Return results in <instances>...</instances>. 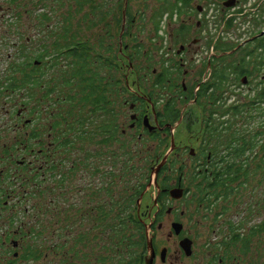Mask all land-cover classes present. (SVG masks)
I'll return each instance as SVG.
<instances>
[{"label": "flooded vegetation", "instance_id": "obj_1", "mask_svg": "<svg viewBox=\"0 0 264 264\" xmlns=\"http://www.w3.org/2000/svg\"><path fill=\"white\" fill-rule=\"evenodd\" d=\"M159 5L165 8L166 18L172 16L175 21L173 24L168 20L164 30L175 27L166 37L167 44L143 57L150 63L147 69L151 83L147 87L142 82L141 86L152 88L154 94L142 91L140 83L135 82L138 91L119 99L118 75L114 71L109 94L105 93L86 112L82 106L69 107L65 96L51 86L39 96L40 91L34 90L38 82L34 84L31 118L28 124L25 122L30 126L29 162L15 161L17 150L5 149L3 153V146L0 151V264H55L51 256L53 239L60 236L59 224L66 234L70 226L77 225L78 255L83 264H264V220L260 212L244 204L239 216L225 217L229 212L226 207L231 210L239 205L236 194L229 196L230 206L226 201L220 206L223 210L216 212L217 202L224 199L218 192L221 187L215 186L212 169V162L219 157L217 149L226 154L232 134L247 138L245 127L253 124L246 118L254 117V129L262 120L264 0H159ZM171 5L175 8L166 12ZM172 41L178 43L176 50L171 49ZM156 45L160 47L159 42ZM187 54L189 61L185 63ZM124 86L128 91L126 82ZM165 88L170 92L169 99L159 106L161 100L155 102V95ZM174 97L186 104L182 112L176 108ZM231 97L240 98L242 114L236 121L230 120ZM59 99L61 105L54 108ZM120 100L127 109L122 123L117 105ZM216 104L221 105L220 113L213 119ZM166 108L169 118L174 111L179 113L173 124L163 119ZM187 113L192 117L188 124L195 146L174 143L169 155L183 150L189 160H197V167H163L154 177L156 166L150 167L148 172L155 179L154 207L141 213L137 204L151 184L150 177L145 187L137 190L140 194L133 212L120 204L117 207L118 197L129 206H133L134 198V186L118 189L119 172L134 173V161L130 167L129 161L119 162L118 139L126 152L133 141L139 144L144 138L161 137L158 140L163 144L170 135L169 126L184 124ZM17 116L20 118L19 112ZM257 139L260 145L261 137ZM17 146L21 142L15 141L14 148L26 153ZM135 153L141 158L143 147ZM256 153L260 154L259 149ZM7 165L14 167L9 175ZM38 178L51 182L42 213H46L45 218L37 216ZM16 183L20 185L16 187ZM57 185L62 191L56 195ZM67 191L75 197L72 203L65 198ZM56 199L63 207L55 204ZM71 208L77 209L73 212ZM164 223L167 228H163ZM66 262L64 259L58 263Z\"/></svg>", "mask_w": 264, "mask_h": 264}, {"label": "rangeland", "instance_id": "obj_2", "mask_svg": "<svg viewBox=\"0 0 264 264\" xmlns=\"http://www.w3.org/2000/svg\"><path fill=\"white\" fill-rule=\"evenodd\" d=\"M77 0H20L16 3H10L7 0H0V151L3 149V153L6 150L12 151L17 150V153H14V160L19 162L22 159H25L24 162H29L30 156L28 155V151L30 148V126L26 125L25 122L29 123L31 116V109L33 100L32 97L28 98L26 92L20 91H11L7 90V87L4 88L7 84L5 78L9 75V68L11 66H16V63L21 62L22 56L32 58L36 54L40 53L41 48L46 46L49 48L51 41L55 40V33L49 34L53 31L52 26L56 21L64 19L71 15V25L68 28L71 30V33L78 31L77 35L79 38L88 39L89 42L93 45H112V52L110 53V57L114 56L113 61V69L112 72L116 71L118 78L120 79L121 84H128V91H123L119 99H124L128 92L138 91L137 87L133 84L135 82L141 83L146 82L147 87L151 83V76L148 73L149 69L147 67L150 66L149 62L143 61V57L148 55L149 52L154 49L155 51L159 50L161 46L165 45L166 37L171 29L175 26L171 25L168 29L163 31L161 36L156 35L153 30V24L151 21V16L154 12L158 11L161 6L159 5V0H126L127 4L125 7V0H94L95 7L98 8L94 15L92 14V9L90 7L84 8V10L80 13H75L73 10L77 9ZM95 8V9H96ZM100 8V10H99ZM125 11V16L123 18L122 12ZM48 14V16L52 15L53 20L48 23L39 22V17L41 14ZM132 14V15H130ZM128 16H133V23H129ZM87 21L92 20L94 25L91 26ZM118 19L120 20L118 23ZM11 25V27H9ZM46 25V28L44 27ZM58 27L57 29H59ZM66 28V27H65ZM168 30V31H167ZM156 35V36H155ZM154 39V41H152ZM160 43V47L156 45V43ZM176 44V47H174ZM135 46H140L141 54H135L137 48ZM172 50H176L178 48V43L170 44ZM98 51V49H97ZM100 52V51H99ZM170 54H173L171 51ZM50 57L47 56L43 63L45 64V69H43L44 74L42 75L43 79L39 78V86L34 88L38 95H42L45 91V87L47 81L49 79V74H53L55 76H59L61 72L67 70L66 63L64 59L60 58V63L56 66H51L52 63L50 61ZM189 61V54H187V59L185 63ZM14 63V65H12ZM119 63V70H116V64ZM152 65L158 66L153 63ZM186 69V66H184ZM21 75H19L20 77ZM180 82V78L177 80ZM143 88L141 86V90L144 92H151L154 94V90L152 88ZM126 88V87H125ZM166 89V90H165ZM161 89L159 94L155 95V102L158 100L163 101L161 103L159 101V106H162L167 99H169V91L167 88ZM32 89V93L34 91ZM122 91L121 89H118ZM167 91V92H166ZM35 92V91H34ZM63 96H66L69 92V87L65 86L60 91ZM72 94V92H71ZM36 95V97H38ZM56 96H51V98H55ZM175 106L181 112L184 107L186 109V104L180 103L177 101V98L174 97ZM228 106L239 105L240 98H229ZM118 101V110L121 111L120 122L122 123L125 118V114L127 109L123 107V105ZM52 104V103H50ZM68 106L79 108L83 106L82 104H78L76 101L71 105L67 102ZM58 105H61L60 99L59 101L54 103V108ZM65 105V104H64ZM66 106V105H65ZM89 106H86V112L89 110ZM221 105L216 104L213 108L207 107V109L212 108L213 110V119H217L219 117ZM53 109V105L52 108ZM188 112L190 108H187ZM18 112L20 113V118L17 116ZM87 116V115H86ZM192 117L188 115V113L184 116L183 121L184 124H180L177 127H172L171 134L173 137V144L177 146L178 142L181 144H193L195 146V142L191 138V131L188 122H190ZM238 120V119H237ZM236 121V120H235ZM186 122V124H185ZM239 122V121H238ZM252 128L254 129V122H252ZM17 128L16 130H14ZM159 140H162L161 137H158ZM158 138L154 140L144 138L141 143L136 144L134 141L132 142V148L130 151L126 152L125 148L122 144V141L118 139V147L119 150L117 152L119 162H130L129 167L134 162V172L136 173H144L146 179H142L141 183L146 185L148 178L150 181V185L146 194L143 195L138 200L139 212L143 213L148 208H153V200L156 195V190L154 189L153 177L151 176L150 167H155L160 160L167 154L170 148V135L167 134L162 144ZM21 142L20 147L22 150L24 149L26 153H22L19 151V148H14V142ZM27 145L24 147L25 144ZM143 147V153L141 158L137 156V152L139 149ZM75 156L77 155V145L75 146ZM127 154V155H126ZM197 160H189L187 155L181 150L178 154H170L167 158L166 169L173 170L177 168L178 165L182 164L185 168H196L195 165ZM260 162H252L251 165ZM13 164V162H12ZM125 165V164H124ZM2 167V166H1ZM149 168V172H148ZM7 169L8 175L14 169L13 166H5ZM253 169V168H251ZM62 173V171L60 172ZM134 174V173H133ZM28 175V174H26ZM168 176L166 173L164 179ZM134 177L128 175L125 170L124 174L119 172L117 175V185L118 189L120 187H128L134 186ZM49 181H41L38 178L37 184L39 186V194L36 198L38 201V217H46V213L42 214L46 210V202L47 200V186L50 185ZM159 183V181H158ZM74 184H77L75 182ZM20 185L19 183L15 184L17 187ZM55 194L57 195L62 191L59 185L55 187ZM119 192V191H118ZM237 195L235 199L238 202V207L234 209H228L229 212L225 217L235 218L239 215L240 206L244 204L246 206H250L251 208H255L258 212H260V218L264 220V166L259 167L255 171H250L249 180L247 185L241 188L240 192L234 193ZM137 195L133 198V201ZM68 202L72 203V200L75 198L74 196H70V191L66 192V197ZM118 201L116 202V206L119 204L123 207H127L126 209H133L134 206L126 205V200H122L118 197ZM232 199H229L227 205L230 206ZM223 201V202H222ZM218 201V207L215 208L216 212L222 211V205H225L227 200ZM56 203L61 204L59 199H56ZM125 203V204H124ZM242 204V205H241ZM63 207V205H60ZM129 206V207H128ZM221 206V207H220ZM214 207V206H213ZM220 207V209H219ZM73 209V208H71ZM77 208L73 209V212L76 211ZM132 211V210H131ZM133 212V211H132ZM211 215V214H210ZM41 219V218H39ZM27 220H31V217L27 218ZM23 221V219H22ZM109 223V222H107ZM44 225V224H43ZM104 225V224H103ZM62 224L58 225V234L60 236L55 235L53 239V254H52V262L55 264H59L62 260L66 259L67 264H83L80 261V257L71 253L72 250H75L78 245V239L80 236L78 233L80 230L77 228V225L70 226L72 229L67 230L68 234H66V230L62 229ZM168 224H163V228H167ZM96 234V233H95ZM93 234V235H95ZM70 238V239H69ZM75 241L77 243H75ZM264 241V239H262ZM78 248V247H77ZM97 264H105L100 261Z\"/></svg>", "mask_w": 264, "mask_h": 264}, {"label": "trees", "instance_id": "obj_3", "mask_svg": "<svg viewBox=\"0 0 264 264\" xmlns=\"http://www.w3.org/2000/svg\"><path fill=\"white\" fill-rule=\"evenodd\" d=\"M11 4L16 3L20 0H7ZM77 9L73 10L75 13H80L86 7L92 9V14L94 15L96 8L94 0H77ZM96 8V9H95ZM175 8V5H171L166 12ZM100 10V8H99ZM165 11V8L161 7L152 15V23L154 25L155 32H158L160 28V20ZM71 15L64 17L59 21H56L52 26L53 31L49 34L55 33L56 39L51 41L49 48L43 46L40 53L36 54L34 57L29 58L22 56L21 62L16 63V66H11L9 68V75L5 78L7 84V90L11 91H24L28 98L32 97V89L34 84L38 82L40 84L39 78L43 79L44 74L43 69H45V64L43 61L47 56L50 57L52 63L51 66H56L60 63V58L64 59L66 63L67 70L61 72L59 76L49 74V79L47 81L46 87H52L53 91L58 94H62L60 91L65 87H69V92L65 96V100L71 105L76 101L78 104H82L85 110L86 106L94 107L100 99L105 97V93L109 94L110 83L113 80L111 72L113 69L114 56L110 57L112 52V45H98L91 44L88 39L79 38L77 35L78 31L71 33L68 26L71 25ZM132 19L133 17H128ZM86 21L87 19L84 18ZM53 20L52 15L41 14L39 17L40 23H45L46 25ZM118 19V23H119ZM91 26L94 25L92 20L87 21ZM46 25L44 26L46 28ZM11 27V25H9ZM60 27L59 29H57ZM66 27V28H65ZM137 48L135 54L140 55V46H135ZM98 49V51H97ZM100 51V52H99ZM40 63L39 66H35L34 63ZM14 65V63L12 64ZM120 64H116V70H119ZM38 74V78L34 76ZM19 75H21L19 77ZM117 88L122 91H117V96L119 97L126 88L121 84L120 79H117ZM215 88L217 83L214 82ZM72 92V94H71ZM169 110L165 109V114L163 119L169 120L170 123H174L178 119V112H173V117L169 118ZM230 120L235 121L242 114V110L239 106L233 105L229 108ZM260 117H262L261 122L256 125L255 129L248 124L245 130L248 131L245 139H240L242 135L240 133H234L230 136V141L227 143L225 152L222 155L223 149H217L216 158L212 162V169L215 171L213 175L215 180V186L221 187L218 192L223 196L224 200L228 201L231 194L240 192L241 188L247 185L249 180L250 171H255L259 167L264 166V110H262ZM169 118V119H168ZM248 122H254V117L246 118ZM248 128H251L249 131ZM256 129H261V133H256ZM261 137V144L259 145V140L257 137ZM221 145V144H220ZM259 149L260 154L256 153ZM136 163V161H134ZM252 162H260L251 165ZM253 168V169H251ZM134 177V197L138 194L139 188H144L145 185L141 183L142 179H146L144 173L133 174ZM136 197V198H137ZM136 199L131 204L134 206ZM130 205V203H127ZM129 207V206H128ZM136 208V205H135ZM75 243H77L75 241ZM72 250L71 253L75 256L77 255V248Z\"/></svg>", "mask_w": 264, "mask_h": 264}, {"label": "water", "instance_id": "obj_4", "mask_svg": "<svg viewBox=\"0 0 264 264\" xmlns=\"http://www.w3.org/2000/svg\"><path fill=\"white\" fill-rule=\"evenodd\" d=\"M123 18H124V13H123ZM34 65H38V63L35 62ZM180 120H181V119L178 120V123L180 122ZM178 123H177V124H178ZM144 124L147 126V128L149 129V131L152 129L149 125H147L145 119H144ZM169 128H170V130L173 129V128H171L170 126H169ZM170 145H171V146H170V149H169L168 153L162 158L161 162H160V163L157 165V167L153 170L154 175H156L157 172L160 170V168L165 164V161H166V159H167V157H168V154H169L170 151L173 149L174 144H173V139H172V138H171V143H170ZM154 182H155V179H154L153 183H154Z\"/></svg>", "mask_w": 264, "mask_h": 264}]
</instances>
